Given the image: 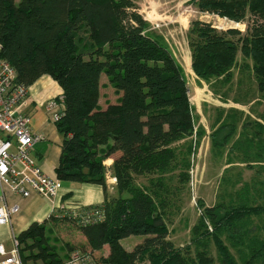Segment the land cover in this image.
<instances>
[{
    "label": "trees",
    "instance_id": "obj_1",
    "mask_svg": "<svg viewBox=\"0 0 264 264\" xmlns=\"http://www.w3.org/2000/svg\"><path fill=\"white\" fill-rule=\"evenodd\" d=\"M190 3L246 23L241 32L190 21L186 41L195 76L213 86L229 84L238 67L264 94V0ZM0 58L25 86L47 74L63 90L64 114L55 122L63 138L57 178L101 185L105 200L80 207L82 212L101 207L97 222L81 223L70 210L60 217L78 225L92 250L108 247L99 264H264V114L242 123L243 131L228 146L234 157L226 161L256 166V176L263 178L231 191L226 186L213 206L198 200L199 217L186 244L175 246L169 238L176 197L188 189L191 155L204 130L194 133L182 66L132 0H0ZM103 74L116 97L100 108ZM230 110L211 134L219 153L242 114ZM107 158L114 194L106 186ZM226 181L223 175V188L231 185ZM45 224L32 223L17 236L24 245L22 264L62 260L44 236ZM131 235L142 240L126 250L121 240Z\"/></svg>",
    "mask_w": 264,
    "mask_h": 264
},
{
    "label": "rangeland",
    "instance_id": "obj_2",
    "mask_svg": "<svg viewBox=\"0 0 264 264\" xmlns=\"http://www.w3.org/2000/svg\"><path fill=\"white\" fill-rule=\"evenodd\" d=\"M132 1L137 11L146 21L152 23L154 26L158 24V26L155 27L157 29L153 31L165 37L169 44V48L173 51L175 58L184 69L187 85L190 89L189 95L192 104L199 101L203 104V107L207 104L212 107L216 106L217 108H219V106L221 108L223 105L227 107L231 104H240V107L244 109L243 111L240 110L242 114L237 122L235 135L230 138V142L227 144L226 148H222L219 153L217 152V148H212L211 141L206 143V140H204L201 141L199 146L195 147L191 155L190 166L193 167V173L191 174L192 185L188 183V189L185 188L177 194L178 210L176 211L175 217H173L174 220H172L174 223L169 225V229H171L169 238L173 240L175 244L182 243V245H185L189 240L191 227L199 217V212L197 210L198 200H202L208 205L215 204L218 200L217 198H219L223 192V189L226 190V186L228 191H231L240 188L244 181L250 182L254 178L258 180L263 178V176H256V166H254L253 169H248L245 167V164L239 162L238 159H234L235 162L232 164H227L226 161L228 158L234 157L233 152L228 151V146L238 137V133L243 131L242 123L257 119V117H261V115L264 114V94L258 90L254 78L246 72L241 74L238 67H235L233 70L234 77L231 83L223 85H217L215 83V86L205 81L201 83L198 82V79L190 69L191 56L186 41V32L191 20L199 19L210 22L214 27L220 30L236 28L241 32L245 31L246 23L232 22V20L225 19L216 14L200 12L190 3V0ZM237 60L238 63L241 62L240 54ZM101 84L100 108L103 107L102 104H104L106 100H114L116 97L112 86H110L104 74L101 77ZM193 87L199 88V90L197 89L198 95L195 96V98H192ZM202 88L204 90H200ZM235 99H238L237 101H239V103H235ZM230 109L225 108L224 118H227L228 113H231ZM223 114L221 110L216 111L214 109L212 114L213 117L204 121L206 127L209 129L212 128L210 130L211 132L215 131L218 127L221 118L219 122L217 119L219 115L222 117ZM229 120L230 119L227 121ZM223 132L224 131L220 134L222 135ZM219 137L220 135H217L218 139H220ZM223 165H225V168L222 169ZM223 175L227 179L226 183L231 184H225V188H223L221 184ZM237 180L239 181L238 184H236ZM140 181H142V179ZM174 181H176V179L173 180V183ZM192 197H194V199ZM44 236H46L47 242L54 247L60 259H65L74 250H88L91 251L99 261L100 257L104 256L108 249L106 245H103L100 249L92 250L86 243L85 237L78 225L73 220L66 217H57L47 222L45 224ZM141 240V236L131 235L123 238L121 244L126 250H131L134 245ZM19 247L23 249L24 245L21 243ZM211 250V252L215 254L213 247ZM25 253H27V250ZM29 263H31V261H29ZM37 263L40 264V261Z\"/></svg>",
    "mask_w": 264,
    "mask_h": 264
},
{
    "label": "crops",
    "instance_id": "obj_3",
    "mask_svg": "<svg viewBox=\"0 0 264 264\" xmlns=\"http://www.w3.org/2000/svg\"><path fill=\"white\" fill-rule=\"evenodd\" d=\"M149 24L151 30L155 31V29H157L155 27H157L158 24H156V26H154L152 23ZM161 36L167 43L165 37L163 35ZM190 69L191 72H193L191 68V62ZM198 82L201 83L202 80L198 79ZM27 87L28 97L23 106V112L29 117L31 130L35 134L42 136L41 140L36 141L33 144L32 154L36 160V164L44 171L46 175H48L49 177L57 178L55 170L59 163L63 138L62 135L58 132L56 124L50 119L49 114L47 113L46 102L49 98L52 97H56L59 99V97L63 94V90L59 86V84L47 74L41 75ZM197 89L199 90V88L193 87L192 98H195V96L198 95ZM200 90L204 89L202 88ZM100 97L101 94L99 96L98 104H100ZM102 105L105 106V103ZM191 105L193 107V115L195 118L194 133L197 127H200L204 130V134L201 136L197 146H199L201 141L204 140H206V143H209L210 141L212 142V132L210 131L212 129V126L210 127L211 129H209L204 124V121H207V119L213 117L212 114L214 112V109L216 111L221 110L222 113H224L220 121L225 116V108L237 109L242 111L244 110L242 107H240V104H231L227 107L223 105L221 106V108L220 106L219 108H217L216 106L212 107L207 104H205V107H203V104L198 101L194 104H192L191 102ZM103 163L106 167L105 176L108 193L114 194L116 179L112 175V171L110 168L112 159L107 158ZM223 168H225V165L222 166V169ZM0 197L3 198V202L6 205H17L18 207L17 212L11 216V221L9 223L0 225V245H2L5 251H8L11 248L12 237L14 235L18 236L32 223H47L55 217L57 218L62 216L63 212L66 210H71L75 207L102 204L105 200L104 191L101 185L80 182H61V189L59 193L54 197H45L36 193H32L27 197H22L20 194L0 184ZM202 202L204 203V201ZM205 205L213 206L214 203L211 205ZM173 217H175V215ZM173 223L174 221H172L170 225H172ZM169 230L171 232V229ZM181 245L182 243L175 244V246ZM2 259L3 256L0 255V261Z\"/></svg>",
    "mask_w": 264,
    "mask_h": 264
},
{
    "label": "built area",
    "instance_id": "obj_4",
    "mask_svg": "<svg viewBox=\"0 0 264 264\" xmlns=\"http://www.w3.org/2000/svg\"><path fill=\"white\" fill-rule=\"evenodd\" d=\"M27 97L28 87L16 80L14 67L0 58V184L22 197L32 193L54 197L61 189V181L46 175L36 164L32 146L41 140L42 136L31 130L29 117L23 112ZM64 109L62 95L59 99L52 97L46 102L47 113L54 123L63 116ZM192 173L193 167L190 166L191 185ZM17 210V205L8 206L0 197V225L9 223ZM70 211L81 223L97 222L103 217L104 212L101 207L83 212L80 211V207H75ZM19 245L17 235L12 237V246L8 251L0 245V255L3 256L0 264H22ZM54 264L99 263L91 251L74 250L65 259Z\"/></svg>",
    "mask_w": 264,
    "mask_h": 264
}]
</instances>
